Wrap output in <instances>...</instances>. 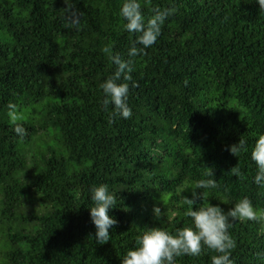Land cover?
<instances>
[{"label":"trees","instance_id":"trees-1","mask_svg":"<svg viewBox=\"0 0 264 264\" xmlns=\"http://www.w3.org/2000/svg\"><path fill=\"white\" fill-rule=\"evenodd\" d=\"M139 2L146 20L175 11L130 57L140 34L124 27L125 0H0V264H121L147 228L192 227L190 207L227 213L247 197L264 211L251 159L264 134V11L256 0ZM112 56L131 60V80L117 81L129 84L128 119L102 104ZM239 139L246 150L233 156ZM210 169L218 187L185 204ZM101 184L116 194L108 214L118 221L103 245L89 214ZM229 223L233 264H264V221Z\"/></svg>","mask_w":264,"mask_h":264},{"label":"clouds","instance_id":"clouds-1","mask_svg":"<svg viewBox=\"0 0 264 264\" xmlns=\"http://www.w3.org/2000/svg\"><path fill=\"white\" fill-rule=\"evenodd\" d=\"M256 2L259 9L264 11V0H256ZM174 11L175 9L156 8L153 10L154 14L146 20L139 0H125L120 10L121 16L127 21L124 27L130 33L140 34L129 50L130 57L143 53L155 43L164 21ZM137 44L142 47L137 48ZM104 51L110 52V49L105 48ZM110 58L117 67L116 71L100 85L104 94L102 104L105 109L112 105L113 116L128 119L132 115L127 104L129 84L117 81H120L121 77L124 81L131 80V60L123 61L118 56ZM135 86L133 83V87ZM9 108L11 109L9 115L15 122L18 119L16 106L10 104ZM15 131L21 136L25 134L20 125L16 126ZM227 150L231 155L236 156L241 150H246V141L239 139L238 143L228 146ZM251 159L258 169L253 182L264 186V134L256 140L251 151ZM231 171L236 176L240 175L236 167H233ZM208 175L209 179H201L195 183L191 197H183L185 204L194 206L197 199H201L202 193L198 190L218 187L211 169ZM91 191L93 206L89 208V214L96 229L94 239L97 244L103 245L110 240L109 229L118 223L108 214L109 210L116 205V194L110 192L106 184L96 186ZM160 213L161 208L154 206L153 215L158 218ZM187 215L192 218L193 226L178 229L175 235L159 227L147 228L142 235L137 237L138 247L129 249L121 260V264H177V257L199 256L205 249L216 253L211 257V264H233L230 257L232 250L236 247V242L228 232L230 218L257 222L264 220V211L258 212L247 197L240 199L227 213L219 206L208 202L196 210L190 207Z\"/></svg>","mask_w":264,"mask_h":264},{"label":"rangeland","instance_id":"rangeland-1","mask_svg":"<svg viewBox=\"0 0 264 264\" xmlns=\"http://www.w3.org/2000/svg\"><path fill=\"white\" fill-rule=\"evenodd\" d=\"M264 221V220H263Z\"/></svg>","mask_w":264,"mask_h":264}]
</instances>
